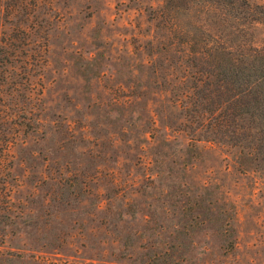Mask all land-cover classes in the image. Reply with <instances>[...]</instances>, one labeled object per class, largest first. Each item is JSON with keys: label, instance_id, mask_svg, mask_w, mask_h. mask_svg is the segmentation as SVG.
<instances>
[{"label": "rangeland", "instance_id": "rangeland-1", "mask_svg": "<svg viewBox=\"0 0 264 264\" xmlns=\"http://www.w3.org/2000/svg\"><path fill=\"white\" fill-rule=\"evenodd\" d=\"M222 2L0 0V264H264V110L212 117L264 0Z\"/></svg>", "mask_w": 264, "mask_h": 264}, {"label": "trees", "instance_id": "trees-1", "mask_svg": "<svg viewBox=\"0 0 264 264\" xmlns=\"http://www.w3.org/2000/svg\"><path fill=\"white\" fill-rule=\"evenodd\" d=\"M215 1L218 4H224L222 0ZM212 57L216 63L217 71L224 72L223 81L231 89L229 97L219 106V110L212 114L213 122L215 124H225V119L222 118L223 115L219 116L218 114L226 104H229V108L231 106L234 108L237 105L238 108H241V104L250 102L251 106L255 107L259 113L262 112L264 110V47L248 48L241 54L222 58L221 61L218 59L220 57L215 55ZM242 97L245 99L240 101L239 104Z\"/></svg>", "mask_w": 264, "mask_h": 264}]
</instances>
